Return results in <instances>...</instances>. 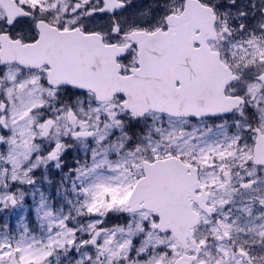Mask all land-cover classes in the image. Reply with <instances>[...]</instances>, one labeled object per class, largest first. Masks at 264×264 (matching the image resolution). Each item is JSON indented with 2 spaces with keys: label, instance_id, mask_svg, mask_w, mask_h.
I'll use <instances>...</instances> for the list:
<instances>
[{
  "label": "snow or ice",
  "instance_id": "6c2138e0",
  "mask_svg": "<svg viewBox=\"0 0 264 264\" xmlns=\"http://www.w3.org/2000/svg\"><path fill=\"white\" fill-rule=\"evenodd\" d=\"M0 264H264V0H0Z\"/></svg>",
  "mask_w": 264,
  "mask_h": 264
}]
</instances>
